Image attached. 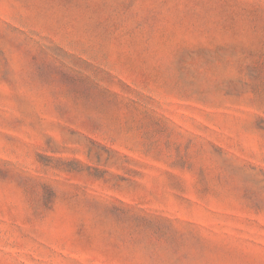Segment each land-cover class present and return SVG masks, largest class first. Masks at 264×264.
<instances>
[{
	"label": "rangeland",
	"instance_id": "rangeland-1",
	"mask_svg": "<svg viewBox=\"0 0 264 264\" xmlns=\"http://www.w3.org/2000/svg\"><path fill=\"white\" fill-rule=\"evenodd\" d=\"M0 264H264V0H0Z\"/></svg>",
	"mask_w": 264,
	"mask_h": 264
}]
</instances>
